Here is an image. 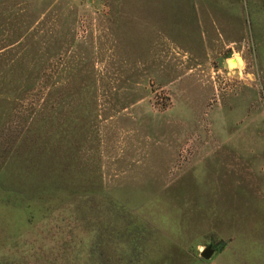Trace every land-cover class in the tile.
<instances>
[{
	"label": "rangeland",
	"instance_id": "obj_1",
	"mask_svg": "<svg viewBox=\"0 0 264 264\" xmlns=\"http://www.w3.org/2000/svg\"><path fill=\"white\" fill-rule=\"evenodd\" d=\"M0 264H264V0H0Z\"/></svg>",
	"mask_w": 264,
	"mask_h": 264
},
{
	"label": "water",
	"instance_id": "obj_2",
	"mask_svg": "<svg viewBox=\"0 0 264 264\" xmlns=\"http://www.w3.org/2000/svg\"><path fill=\"white\" fill-rule=\"evenodd\" d=\"M211 252H212V248L211 247H208V246H205L202 249H200L199 254L202 257H208Z\"/></svg>",
	"mask_w": 264,
	"mask_h": 264
}]
</instances>
